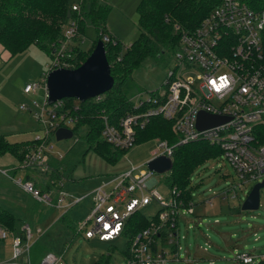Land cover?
<instances>
[{
  "label": "built area",
  "instance_id": "obj_1",
  "mask_svg": "<svg viewBox=\"0 0 264 264\" xmlns=\"http://www.w3.org/2000/svg\"><path fill=\"white\" fill-rule=\"evenodd\" d=\"M78 8V2L72 4V9ZM77 34V21L72 18L63 37L53 44L48 70L39 81L27 82L23 87L26 93L40 84L45 88L43 104L32 102L37 121L43 122L45 132L34 137L38 140L36 148L28 146L24 159L18 161L23 167L56 170L49 164L50 136L60 126L69 127L74 133L73 127L80 118L76 112L79 102L69 103L64 98L48 102L46 75L56 67L76 66L72 44ZM102 40L113 41L109 34H104ZM175 55L177 62L165 77V88L137 101L130 98L131 109L114 119L106 112L100 113L103 140L118 148H129L136 141L137 130L152 116L160 115L171 120L179 138L175 142L158 139L155 155L172 158L176 145L204 140L221 149L243 181H259L264 174V0L254 6L245 0H221L193 30L181 35ZM32 104L23 102L21 107L30 110ZM199 111L224 115L227 119L199 128L196 125ZM7 170L0 168L4 173ZM153 171L130 168L116 175L117 180L110 190L103 185L94 190L91 212L77 229L90 239L113 240L121 234L126 220L135 210L152 199L161 205L157 212L158 222L152 221L133 238L127 252L122 253L123 260L114 259L107 264H169V260L179 258V217L181 212L193 213L196 202L182 203L176 198L175 189L164 198L153 187L157 181ZM16 182L37 200L49 205L69 207L81 199L67 198V192L61 188L62 178L51 181L55 186V198L33 180L18 178ZM229 189L219 193L212 190L213 194L205 201L212 204L213 197L218 194L225 198ZM231 194L235 196L237 192ZM164 228L165 232H161ZM23 231V236L12 235V264H32L29 224H24ZM8 234L0 227V239ZM235 256L241 264H264V251L241 250ZM60 259L61 256L48 250L38 264H56Z\"/></svg>",
  "mask_w": 264,
  "mask_h": 264
},
{
  "label": "rangeland",
  "instance_id": "obj_2",
  "mask_svg": "<svg viewBox=\"0 0 264 264\" xmlns=\"http://www.w3.org/2000/svg\"><path fill=\"white\" fill-rule=\"evenodd\" d=\"M96 1L108 8L105 14L106 31L117 37L123 47L131 43L140 32L136 9L140 0ZM82 37L85 48L97 37V30L90 21L86 22ZM50 62L49 53L36 44L14 54L0 55V132H4L9 141L19 142L44 134V124L37 121L32 102L40 106L43 104L45 88L40 84L34 91L26 93L23 87L27 82L39 81ZM176 62L175 51L171 50L165 51L161 57L147 56L132 71L122 89L126 84V92H129L133 101L146 98L148 94L166 87L165 77ZM23 102L33 107L30 110L22 108ZM86 131L87 125L84 124L74 130L69 138L56 139L54 133L50 136L49 153L53 159H49V164L50 161L57 162V177H62L61 188L67 192V198H81L69 207L49 205L28 192V195L23 194L22 186L16 182L18 178L25 180L29 177L39 187L44 186V190L55 198V186L48 181L50 177L52 182L57 181V177L51 175L53 170L23 167L11 152L0 157V168L8 169L7 174L0 172V188H8L7 196L0 192V201L5 196V205L23 221L22 228L24 224H29L32 232L29 240L32 264H38L48 250L61 256L56 264H95L107 252V245L111 241L116 244V248L111 250V260H123L120 252L125 246L123 238L87 240L75 230L91 212L95 188L103 185L110 190L117 180L116 175L124 170L149 169L147 160L156 154L160 138L136 140L134 145L119 152L117 160L108 161L92 148L86 138ZM167 172L153 171L157 180L153 187L166 199L170 190ZM262 179L264 174L259 181ZM255 182L243 181L222 152L203 161L191 176V184L195 186L192 189L196 202L194 212H181L179 217V258L169 260V264H241L235 256L236 252L264 251V185L260 187L259 207L242 208V202ZM228 187L230 189L225 198L218 194L213 197L212 204L205 201L213 194L212 190L219 193ZM233 192L237 194L233 196ZM160 206L156 199H152L141 207V211L152 217ZM65 211L68 218L64 222L62 217ZM196 212H203V215L197 218ZM12 256V234L9 233L0 239V264H12Z\"/></svg>",
  "mask_w": 264,
  "mask_h": 264
},
{
  "label": "trees",
  "instance_id": "obj_3",
  "mask_svg": "<svg viewBox=\"0 0 264 264\" xmlns=\"http://www.w3.org/2000/svg\"><path fill=\"white\" fill-rule=\"evenodd\" d=\"M221 0H140L137 6L138 36L125 47L110 32L106 31L105 14L107 6L100 5L96 0H0V45L3 52L14 54L23 51L31 44L43 48L52 54L53 44L64 35V27L74 18L78 25V34L74 36L72 53L76 59V66L90 53L99 38L109 34L113 41H104L106 55L110 62L111 73L114 77L113 86L101 93L99 98L91 97L85 101L75 97H64L69 103L79 102L76 112L80 118L73 127L76 131L81 125H87L86 138L92 148L108 161L118 159L119 152L125 149L115 147L101 136L100 113L106 112L114 119L131 109V95L126 92L125 85L130 79L132 71L137 68L147 56L161 57L167 50L176 51L181 35L193 30L201 19ZM249 5H256L260 0H245ZM78 2L79 8L72 9V4ZM69 13V14H68ZM90 21L97 30V37L91 45L85 48L84 27ZM125 92H124V91ZM158 137L170 142L178 140L179 135L173 130L172 122L163 116H152L147 124L137 130V141ZM22 146H20L21 144ZM37 139L30 138L19 142H12L0 132V154L11 152L18 161L23 160L31 148H36ZM221 153V149L204 140H191L174 147L172 152L173 165L167 172L170 190L175 189V196L182 203L194 202L191 176L195 169L205 160ZM53 159V158H50ZM56 169L51 172L57 177L59 166L51 162ZM60 176L57 177V180ZM49 182L52 181L50 177ZM36 185L39 187L38 183ZM44 190V186L40 187ZM169 190V192H170ZM63 214L66 221L68 215ZM68 221V220H67ZM158 222L157 213L152 217L144 215L141 209L135 210L126 220L121 234L117 237L124 239L125 246L121 253L127 252L133 238L150 226L151 222ZM23 221L10 209L0 204V227L9 233L24 235ZM168 222H166V226ZM164 228L161 232H165ZM75 233H78L77 229ZM85 239L89 240L90 238ZM100 241V240H99ZM116 244L111 241L107 245V252L102 254L95 264L110 262L111 250Z\"/></svg>",
  "mask_w": 264,
  "mask_h": 264
},
{
  "label": "water",
  "instance_id": "obj_4",
  "mask_svg": "<svg viewBox=\"0 0 264 264\" xmlns=\"http://www.w3.org/2000/svg\"><path fill=\"white\" fill-rule=\"evenodd\" d=\"M69 14V13H68ZM114 83L110 62L106 55L105 43L99 38L86 58L75 67H56L47 72L46 88L48 102L59 98L75 97L81 101L97 96L109 90ZM227 119V116L199 111L196 125L199 128L215 125ZM56 139L69 138L73 130L66 126L56 128ZM171 157L159 154L147 160V166L156 172H165L171 169ZM264 179L255 182L247 192L242 202L243 209L259 207L260 187Z\"/></svg>",
  "mask_w": 264,
  "mask_h": 264
},
{
  "label": "crops",
  "instance_id": "obj_5",
  "mask_svg": "<svg viewBox=\"0 0 264 264\" xmlns=\"http://www.w3.org/2000/svg\"><path fill=\"white\" fill-rule=\"evenodd\" d=\"M68 25V24H67ZM67 25H66V27H67ZM0 55H8L6 52H3L2 51V48H1V45H0ZM5 154H8V153H3V154H0V157H2L3 155H5ZM10 155V154H9ZM13 157V156H12ZM14 158V157H13ZM14 159H16V158H14ZM9 163H11V162H9ZM5 164H8V163H5ZM2 168H4V167H2ZM59 168V167H58ZM59 170V169H58ZM8 171V170H7ZM1 173H3V174H7V172L6 173H4V172H2V171H0ZM27 179H30L29 177H26ZM60 178H62L61 176H60ZM30 180H32V179H30ZM43 183H45V182H43ZM50 183V182H49ZM18 184V183H17ZM45 185L47 186L48 184H47V182L45 183ZM25 190L22 188V193L23 194H26V195H28L27 193H26V191L24 192ZM0 192H3L4 193V195L5 196H7L8 195V188L7 187H4V188H0ZM5 196L4 197H2L1 198V200L3 201H0V204H2L3 206H5V207H7L8 209H10V210H12L10 207H8V206H6L5 205V201H7V199L5 198ZM11 196V195H10ZM13 211V210H12ZM196 215H197V218H200L202 215H203V212H196ZM26 224H28V223H26ZM52 251V250H51Z\"/></svg>",
  "mask_w": 264,
  "mask_h": 264
}]
</instances>
